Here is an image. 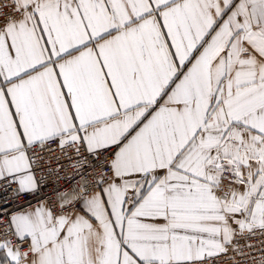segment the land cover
<instances>
[{"label": "snow or ice", "instance_id": "obj_1", "mask_svg": "<svg viewBox=\"0 0 264 264\" xmlns=\"http://www.w3.org/2000/svg\"><path fill=\"white\" fill-rule=\"evenodd\" d=\"M0 264H264V0H0Z\"/></svg>", "mask_w": 264, "mask_h": 264}, {"label": "built area", "instance_id": "obj_2", "mask_svg": "<svg viewBox=\"0 0 264 264\" xmlns=\"http://www.w3.org/2000/svg\"><path fill=\"white\" fill-rule=\"evenodd\" d=\"M27 199V198H26Z\"/></svg>", "mask_w": 264, "mask_h": 264}]
</instances>
